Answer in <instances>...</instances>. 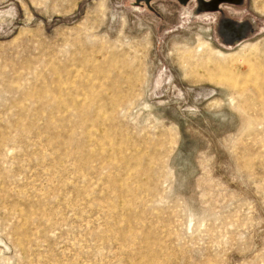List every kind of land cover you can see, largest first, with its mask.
<instances>
[{"label": "rangeland", "instance_id": "374dc122", "mask_svg": "<svg viewBox=\"0 0 264 264\" xmlns=\"http://www.w3.org/2000/svg\"><path fill=\"white\" fill-rule=\"evenodd\" d=\"M0 264H264V0H0Z\"/></svg>", "mask_w": 264, "mask_h": 264}, {"label": "bare ground", "instance_id": "6f19581e", "mask_svg": "<svg viewBox=\"0 0 264 264\" xmlns=\"http://www.w3.org/2000/svg\"><path fill=\"white\" fill-rule=\"evenodd\" d=\"M218 53V52H217Z\"/></svg>", "mask_w": 264, "mask_h": 264}]
</instances>
